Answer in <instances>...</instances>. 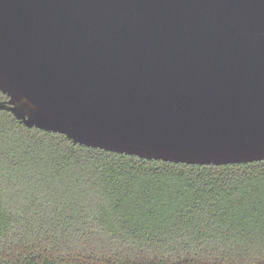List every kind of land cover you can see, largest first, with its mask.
Returning <instances> with one entry per match:
<instances>
[{
    "label": "water",
    "instance_id": "obj_1",
    "mask_svg": "<svg viewBox=\"0 0 264 264\" xmlns=\"http://www.w3.org/2000/svg\"><path fill=\"white\" fill-rule=\"evenodd\" d=\"M27 128L147 160H264V0H0Z\"/></svg>",
    "mask_w": 264,
    "mask_h": 264
},
{
    "label": "trees",
    "instance_id": "obj_2",
    "mask_svg": "<svg viewBox=\"0 0 264 264\" xmlns=\"http://www.w3.org/2000/svg\"><path fill=\"white\" fill-rule=\"evenodd\" d=\"M0 264H264V160L141 159L0 110Z\"/></svg>",
    "mask_w": 264,
    "mask_h": 264
}]
</instances>
